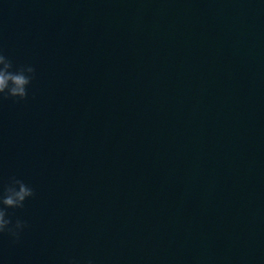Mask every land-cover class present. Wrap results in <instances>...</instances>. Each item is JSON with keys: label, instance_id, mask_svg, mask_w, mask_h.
Listing matches in <instances>:
<instances>
[{"label": "water", "instance_id": "95a60500", "mask_svg": "<svg viewBox=\"0 0 264 264\" xmlns=\"http://www.w3.org/2000/svg\"><path fill=\"white\" fill-rule=\"evenodd\" d=\"M102 264H264V0H15Z\"/></svg>", "mask_w": 264, "mask_h": 264}, {"label": "clouds", "instance_id": "9594fccd", "mask_svg": "<svg viewBox=\"0 0 264 264\" xmlns=\"http://www.w3.org/2000/svg\"><path fill=\"white\" fill-rule=\"evenodd\" d=\"M36 75L37 70L34 65H17L0 49V98L26 100ZM35 195L34 187L17 177H12L0 188V235L6 233L15 241L20 240L29 227L28 222L20 218L13 220L8 210L24 208L26 201ZM72 264L77 262L73 260Z\"/></svg>", "mask_w": 264, "mask_h": 264}]
</instances>
